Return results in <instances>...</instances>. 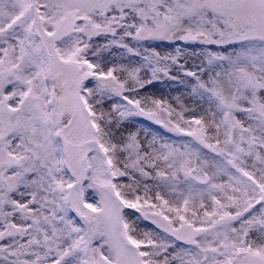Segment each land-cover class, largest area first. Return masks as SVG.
<instances>
[{
	"label": "snow or ice",
	"instance_id": "obj_1",
	"mask_svg": "<svg viewBox=\"0 0 264 264\" xmlns=\"http://www.w3.org/2000/svg\"><path fill=\"white\" fill-rule=\"evenodd\" d=\"M0 264H264V0H0Z\"/></svg>",
	"mask_w": 264,
	"mask_h": 264
},
{
	"label": "rangeland",
	"instance_id": "obj_2",
	"mask_svg": "<svg viewBox=\"0 0 264 264\" xmlns=\"http://www.w3.org/2000/svg\"><path fill=\"white\" fill-rule=\"evenodd\" d=\"M162 81L163 84L165 85H162L161 81H156L153 83V85L148 87L147 92H142L141 95H155L156 97H160L168 100H172L173 97L180 96L182 94L186 95L187 90L182 85L180 84L178 85V83L177 85H173V83H170L169 81L166 80H162ZM127 128L129 130L148 128L153 133H158L165 137L171 136V134L166 133L165 130L160 126L154 125L149 121H145L143 118L140 117L132 118V120L127 123ZM145 224H147V222H145ZM144 226L145 225H141V227ZM148 226L151 227V225Z\"/></svg>",
	"mask_w": 264,
	"mask_h": 264
}]
</instances>
